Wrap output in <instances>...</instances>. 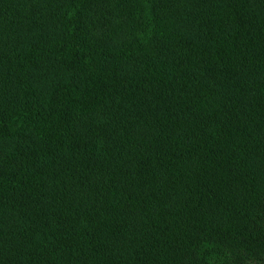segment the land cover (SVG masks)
Segmentation results:
<instances>
[{"label":"trees","instance_id":"1","mask_svg":"<svg viewBox=\"0 0 264 264\" xmlns=\"http://www.w3.org/2000/svg\"><path fill=\"white\" fill-rule=\"evenodd\" d=\"M0 264H264V0H0Z\"/></svg>","mask_w":264,"mask_h":264}]
</instances>
